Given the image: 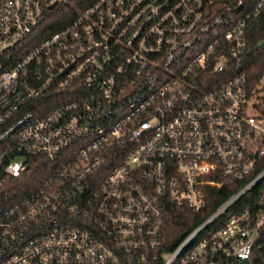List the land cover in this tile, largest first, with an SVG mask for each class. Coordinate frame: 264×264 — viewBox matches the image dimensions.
<instances>
[{"label": "built area", "instance_id": "1", "mask_svg": "<svg viewBox=\"0 0 264 264\" xmlns=\"http://www.w3.org/2000/svg\"><path fill=\"white\" fill-rule=\"evenodd\" d=\"M53 3L70 0H0V264H152L171 208L236 183L161 264H249L264 74L250 94L245 58L264 0H93L43 35ZM33 161L47 174L16 189Z\"/></svg>", "mask_w": 264, "mask_h": 264}, {"label": "trees", "instance_id": "2", "mask_svg": "<svg viewBox=\"0 0 264 264\" xmlns=\"http://www.w3.org/2000/svg\"><path fill=\"white\" fill-rule=\"evenodd\" d=\"M93 0H70L69 4L58 5L52 10L46 12L44 23L41 25L43 35L53 32L64 25L74 14L78 8H83L90 4ZM264 38V10L254 19L247 31V48L245 58V72L248 91L251 94L258 85L264 74V46L257 47L258 42ZM257 90H254L256 92ZM258 112L264 116V94L259 97V101L255 103ZM35 160V158H33ZM47 166L45 164L33 163L29 169L21 177L15 179L16 189L36 186L40 179L47 174ZM264 168V157L258 164L256 171ZM264 186V178L257 183L245 196L240 198L239 204L244 206L253 200L260 188ZM240 187V184H226L221 188L207 187L205 193V210L201 213H192L185 206H174L165 216L164 234L165 242L159 249L158 254L152 264H161V253L171 251L182 238L195 227L204 216L212 211L218 204L229 197ZM249 264H264V232L259 236L253 246Z\"/></svg>", "mask_w": 264, "mask_h": 264}, {"label": "rangeland", "instance_id": "3", "mask_svg": "<svg viewBox=\"0 0 264 264\" xmlns=\"http://www.w3.org/2000/svg\"><path fill=\"white\" fill-rule=\"evenodd\" d=\"M262 94V91H259V93H255L250 102H249V105L247 106V110H248V113H253L254 112V109H253V104L258 100V97Z\"/></svg>", "mask_w": 264, "mask_h": 264}, {"label": "water", "instance_id": "4", "mask_svg": "<svg viewBox=\"0 0 264 264\" xmlns=\"http://www.w3.org/2000/svg\"><path fill=\"white\" fill-rule=\"evenodd\" d=\"M55 6V3H53V4H50L49 5V9H52L53 7ZM261 46H264V38H262L259 42H258V44H257V47H261ZM244 263L245 264H248V260H244Z\"/></svg>", "mask_w": 264, "mask_h": 264}]
</instances>
